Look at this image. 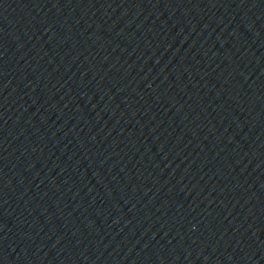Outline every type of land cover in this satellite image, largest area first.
I'll use <instances>...</instances> for the list:
<instances>
[{
	"label": "water",
	"instance_id": "95a60500",
	"mask_svg": "<svg viewBox=\"0 0 264 264\" xmlns=\"http://www.w3.org/2000/svg\"><path fill=\"white\" fill-rule=\"evenodd\" d=\"M0 106L46 264H264V0H0Z\"/></svg>",
	"mask_w": 264,
	"mask_h": 264
}]
</instances>
